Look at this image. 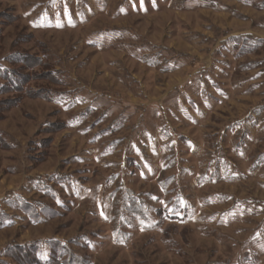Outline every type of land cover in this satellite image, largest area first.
<instances>
[{"label": "rangeland", "instance_id": "374dc122", "mask_svg": "<svg viewBox=\"0 0 264 264\" xmlns=\"http://www.w3.org/2000/svg\"><path fill=\"white\" fill-rule=\"evenodd\" d=\"M0 264H264V0H0Z\"/></svg>", "mask_w": 264, "mask_h": 264}, {"label": "trees", "instance_id": "16d2710c", "mask_svg": "<svg viewBox=\"0 0 264 264\" xmlns=\"http://www.w3.org/2000/svg\"><path fill=\"white\" fill-rule=\"evenodd\" d=\"M3 78L4 81L9 84L10 88L16 89L18 88V82L17 79L14 78L13 72H11L9 69H6L5 67H0V78ZM0 88H3L0 86ZM59 264H62L58 262Z\"/></svg>", "mask_w": 264, "mask_h": 264}]
</instances>
